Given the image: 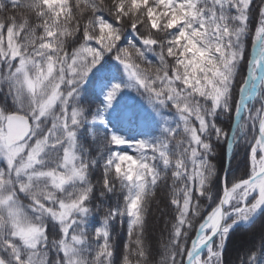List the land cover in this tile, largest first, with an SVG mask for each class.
<instances>
[{"label": "snow or ice", "instance_id": "obj_1", "mask_svg": "<svg viewBox=\"0 0 264 264\" xmlns=\"http://www.w3.org/2000/svg\"><path fill=\"white\" fill-rule=\"evenodd\" d=\"M258 223L237 264H264V0H0V264H229Z\"/></svg>", "mask_w": 264, "mask_h": 264}, {"label": "trees", "instance_id": "obj_2", "mask_svg": "<svg viewBox=\"0 0 264 264\" xmlns=\"http://www.w3.org/2000/svg\"><path fill=\"white\" fill-rule=\"evenodd\" d=\"M251 51V45L249 44V52ZM134 99L132 103L139 104L141 101L138 97H135V93L132 94ZM125 135H132L133 133L126 131ZM130 153L131 149L128 150ZM217 154L214 158V162L217 165L218 170L223 167L225 170L226 164V151L223 145L217 147ZM245 169V152L242 149H237L234 151L233 158L230 167L231 178H237L244 175ZM163 193H160V197H163ZM160 197L152 204L149 209L150 215L148 217V231L152 238L155 240H161L167 237L166 224L169 217L166 215L167 210L164 208L163 204L160 203ZM259 231V223L251 230L243 229L233 237L227 246L226 260L229 264H237V256L242 255L241 247L245 240L251 238V232ZM113 239L117 249H122L123 244L126 242V225L124 227L116 225L113 229Z\"/></svg>", "mask_w": 264, "mask_h": 264}, {"label": "water", "instance_id": "obj_3", "mask_svg": "<svg viewBox=\"0 0 264 264\" xmlns=\"http://www.w3.org/2000/svg\"><path fill=\"white\" fill-rule=\"evenodd\" d=\"M234 153V152H233ZM233 153L231 154V160H232V156H233ZM228 159H229V155L227 154V158H226V164H225V170L224 171H230V167L228 165Z\"/></svg>", "mask_w": 264, "mask_h": 264}]
</instances>
